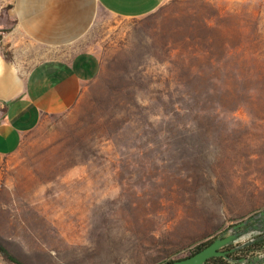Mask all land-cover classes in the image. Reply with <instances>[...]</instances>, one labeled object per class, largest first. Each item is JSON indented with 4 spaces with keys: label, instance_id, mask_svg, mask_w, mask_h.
Returning a JSON list of instances; mask_svg holds the SVG:
<instances>
[{
    "label": "rangeland",
    "instance_id": "1",
    "mask_svg": "<svg viewBox=\"0 0 264 264\" xmlns=\"http://www.w3.org/2000/svg\"><path fill=\"white\" fill-rule=\"evenodd\" d=\"M97 15L95 75L0 168V243L43 234L41 264L181 259L264 207V0Z\"/></svg>",
    "mask_w": 264,
    "mask_h": 264
},
{
    "label": "crops",
    "instance_id": "2",
    "mask_svg": "<svg viewBox=\"0 0 264 264\" xmlns=\"http://www.w3.org/2000/svg\"><path fill=\"white\" fill-rule=\"evenodd\" d=\"M162 2L0 0V168L43 117L70 109L95 75L99 59L94 47L107 38L97 39V11L135 19ZM7 226L0 215V227ZM22 237L12 246L5 241L0 246L20 264H41L43 234L29 241Z\"/></svg>",
    "mask_w": 264,
    "mask_h": 264
},
{
    "label": "water",
    "instance_id": "3",
    "mask_svg": "<svg viewBox=\"0 0 264 264\" xmlns=\"http://www.w3.org/2000/svg\"><path fill=\"white\" fill-rule=\"evenodd\" d=\"M261 233L260 236L245 240L253 234ZM264 237V207L254 214L231 225L227 233H221L214 238L207 246L195 252L189 257L174 260L165 264H210L207 260L212 257H222L225 261L232 260L227 257L228 253L236 252L247 247L252 241ZM245 240V241H242ZM241 243L236 244L237 242ZM232 246V247H229ZM236 264H262L264 263V252L254 255L249 259L238 258Z\"/></svg>",
    "mask_w": 264,
    "mask_h": 264
},
{
    "label": "trees",
    "instance_id": "4",
    "mask_svg": "<svg viewBox=\"0 0 264 264\" xmlns=\"http://www.w3.org/2000/svg\"><path fill=\"white\" fill-rule=\"evenodd\" d=\"M231 226V225H230ZM211 240H207L205 243H202L198 246H196L194 249H192L186 256H184L183 258H186V257H189L191 256L192 254H194L195 252L199 251L200 249L204 248L205 246H207L211 241ZM261 246H264V243H254V244H250L248 247H245L243 249V251H247V252H254V251H260L262 248ZM0 257H2L3 259L7 260V261H10L12 262L13 264H20L17 260H15L11 255H9L1 246H0ZM181 258V259H183ZM179 260V259H177ZM168 262H171V261H168ZM168 262H164L165 263H168ZM207 263H210V264H225L223 261H221V258L220 257H212L210 259L207 260ZM264 264V263H262Z\"/></svg>",
    "mask_w": 264,
    "mask_h": 264
},
{
    "label": "flooded vegetation",
    "instance_id": "5",
    "mask_svg": "<svg viewBox=\"0 0 264 264\" xmlns=\"http://www.w3.org/2000/svg\"><path fill=\"white\" fill-rule=\"evenodd\" d=\"M260 235H261V233L253 234L251 237H249V238H247L245 240H248V239H251V238H255V237H258ZM245 240H242V241H245ZM242 241L237 242L234 245H237V244L241 243ZM256 242L257 243H259V242L264 243V237L263 238H260L258 240L252 241L250 244H254ZM229 247H232V246H229ZM261 248L262 249L260 251H254V252H247L245 250L243 251L244 248H242V249H240V250H238L236 252L228 253L227 254V257H229L232 260L231 262L225 261L222 257H220V258H221V261H223L225 264H236V261L235 260L238 259V258H246V259H249V258H251L254 255H258V254L263 253L264 252V246H261Z\"/></svg>",
    "mask_w": 264,
    "mask_h": 264
}]
</instances>
